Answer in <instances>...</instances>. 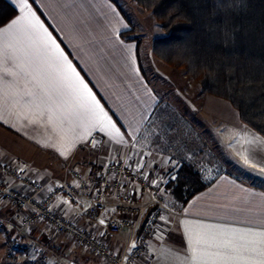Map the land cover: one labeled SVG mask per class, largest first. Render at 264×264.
<instances>
[{"label": "crops", "instance_id": "obj_1", "mask_svg": "<svg viewBox=\"0 0 264 264\" xmlns=\"http://www.w3.org/2000/svg\"><path fill=\"white\" fill-rule=\"evenodd\" d=\"M8 1L18 13L0 27V164L31 170L40 179L59 180L69 165L92 173L108 162L125 160L165 187L182 162H191L203 180L210 183L181 209L172 208L163 216L149 238L144 264H193L198 239L202 244L201 259L208 264H222L224 246L229 242L237 247L238 259L259 264L264 259V138L253 130H245L236 111L230 116L226 112L219 118H202L214 132L206 136L212 142H208L211 148L228 143L230 127L236 129L234 133L242 132L236 141L244 144L250 155L247 167L257 173L248 177L225 167H213L206 160L188 161L183 153L188 152L186 147L180 148L178 154L170 143L154 144L151 132L145 133L154 119L164 115L167 104L162 103L160 92L142 65L140 42L122 36L133 23L121 3L27 0L25 10L22 0ZM27 11L51 34L119 129V136L110 135L107 125L94 126L91 119L83 117L82 103L57 71V65L63 67V62L41 34L30 30L27 22L5 31L11 21ZM9 52L12 58L8 57ZM182 119L194 124L190 118H181L180 122ZM191 127L192 132L182 136L184 142L197 140L195 126ZM93 135L102 139L99 153L87 145ZM199 153L206 156L202 149ZM165 193L167 202L173 199L170 191L166 189ZM56 208L83 229L105 237L115 252H121L130 240L127 234L109 233L108 215L92 223L84 215L82 204L60 199ZM20 217L19 212L0 200V222L4 224L0 226V264L6 262L4 256L16 238ZM26 232L28 236L22 234L21 239L44 243L55 252L53 259L60 258L67 264H106L79 243L63 244L58 240L63 237L49 236L42 226ZM90 254L96 259H91ZM11 260L9 264L35 261L22 251Z\"/></svg>", "mask_w": 264, "mask_h": 264}, {"label": "trees", "instance_id": "obj_2", "mask_svg": "<svg viewBox=\"0 0 264 264\" xmlns=\"http://www.w3.org/2000/svg\"><path fill=\"white\" fill-rule=\"evenodd\" d=\"M165 34L154 53L184 68L202 91L229 101L240 120L264 137V0H135ZM18 13L0 0V27ZM130 21V19H129ZM127 31L122 36L136 40ZM166 182L171 208L181 209L210 183L191 162H182Z\"/></svg>", "mask_w": 264, "mask_h": 264}, {"label": "built area", "instance_id": "obj_3", "mask_svg": "<svg viewBox=\"0 0 264 264\" xmlns=\"http://www.w3.org/2000/svg\"><path fill=\"white\" fill-rule=\"evenodd\" d=\"M87 145L102 150V139L93 135ZM60 199L82 204L84 215L92 223L108 215L111 235L130 236L125 248L115 252L105 237L83 229L78 222L64 216L56 208ZM0 200L19 212L23 230L42 226L49 236L71 239L106 264H144L151 234L163 216L172 212L163 182L125 160L108 162L92 173L72 167L59 180L40 179L31 170L0 164ZM21 251L39 264H67L53 259L42 243L18 237L11 241L7 257L13 259Z\"/></svg>", "mask_w": 264, "mask_h": 264}, {"label": "rangeland", "instance_id": "obj_4", "mask_svg": "<svg viewBox=\"0 0 264 264\" xmlns=\"http://www.w3.org/2000/svg\"><path fill=\"white\" fill-rule=\"evenodd\" d=\"M117 1L122 4L127 15L130 17V22L133 23L130 31L139 39L142 65L153 84L160 92L162 103L164 102L167 104V108L163 110L164 112L162 111L164 115L161 118L154 119L145 134L147 135L149 131L151 132L152 142H154V144L162 143L163 145H169L170 143L171 146L174 145L178 154H180V150H182L183 147H186L188 152L183 153L185 159L188 161H193V159L206 160V162H211L213 167L217 166L218 169L220 167H225L230 172L238 173L246 177L251 176L253 173L257 174L253 169L247 167V160L250 159V155L245 150L244 144H238L236 141V136L239 135L240 138L242 137V132L240 130L239 134H237L234 133L236 129L230 127L229 140L224 146L218 145L211 148L208 142H212L209 138L206 139V136H211L213 131L210 130L209 125L205 122V119L202 118H219L218 115H224L226 112H228L230 116L235 111L238 114V111L229 101L203 92L199 83L194 80L184 68L174 67L156 56L154 53V39L165 34L161 24L150 12L142 10L135 0ZM206 104H208L209 108ZM205 107L210 111L207 110V112H204V110H206ZM181 118H190L195 125H191L188 120L182 119L183 121L180 122ZM191 126H195L197 140L187 143L184 142L182 136L183 134L192 132L194 127ZM243 126L245 130H252L245 124ZM172 135H174V138L170 137ZM90 149L95 153L102 151ZM199 149H202L203 152L206 153V156L204 155L202 157L201 153H199ZM183 153H181L182 156ZM197 164L199 165L198 161ZM72 167V165L67 166L63 172V177L60 179H64L69 169ZM172 202L173 199L170 198L169 202H167L169 207L170 204L172 205ZM26 231L27 230H23L19 226L16 237L21 238L22 234L28 236V232ZM58 240L63 244L74 243V241L66 237H63V239L58 238ZM42 244L44 245V243ZM46 247L53 257L55 252L51 250V248H48L47 245ZM8 249L4 256L6 262L3 264H9V261L12 262L11 259L7 261V259H9L7 257ZM90 257L91 259H96L91 254ZM34 262L35 261H33L32 264H39V262ZM91 263L94 264L95 262L92 261Z\"/></svg>", "mask_w": 264, "mask_h": 264}, {"label": "snow or ice", "instance_id": "obj_5", "mask_svg": "<svg viewBox=\"0 0 264 264\" xmlns=\"http://www.w3.org/2000/svg\"><path fill=\"white\" fill-rule=\"evenodd\" d=\"M22 3L23 8L26 10L28 8L27 0H22ZM25 22H27L30 30L43 36L44 42L47 45L51 46V49L54 51L55 55L58 56L59 59L63 62V67L57 65V71L60 73L62 80L69 82V86L72 92L82 103L84 107V112L82 114L83 117L91 119L94 126L97 124L107 125L108 129H110V135L119 136V129H117L115 124L111 122V120L108 118L107 113H105L100 107L99 102L95 100V97L92 95V92L88 88V85L84 83L83 79L80 78L79 74L72 67L71 63L67 61V58L64 56L63 52L60 50L59 45L56 44L51 34L47 32V29H44L43 25L31 11H27L26 15L11 21L5 31L10 32L13 28ZM7 55L9 58H12L13 56L11 52L7 53ZM73 80L74 83L72 82ZM89 101H91V103H89ZM176 178L177 177H173V179ZM101 223H103V221H101ZM196 243L197 248L194 249L193 264H208L207 261L201 259V240L198 239ZM224 251L225 258L222 261V264H247L246 261L237 258V256L239 255V253L237 252V247L234 246L231 242L225 244ZM259 264H264V259H261Z\"/></svg>", "mask_w": 264, "mask_h": 264}]
</instances>
